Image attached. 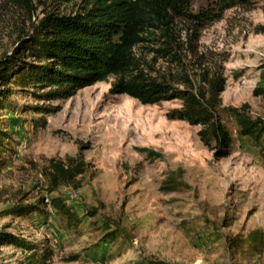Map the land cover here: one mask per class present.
<instances>
[{
  "label": "rangeland",
  "instance_id": "374dc122",
  "mask_svg": "<svg viewBox=\"0 0 264 264\" xmlns=\"http://www.w3.org/2000/svg\"><path fill=\"white\" fill-rule=\"evenodd\" d=\"M35 4L36 12L29 15L0 0V61L34 35L48 14L76 15L81 0ZM175 29L179 61L158 55L157 39L136 50L161 79L188 76L197 83L205 70L224 75L220 116L233 136L230 154L216 158L198 136L201 126L167 118L180 100L144 105L125 94L113 95L114 76L59 100L39 96L48 88L14 87L11 108L0 111L12 120L13 136L9 163L0 170V230L34 242L49 240L53 264H137L144 258L174 264H264V251L233 244L252 230L264 231V147L239 136L236 121L223 109L246 106L250 115L264 118V95L255 93L264 64V0L228 9L204 26L176 18ZM139 148L164 157L150 158ZM82 149L90 163L79 177L82 187L53 193L78 210L83 218L78 230L66 229L49 206L45 214L11 212L47 197L45 170L51 159L67 162ZM180 167L188 185L163 191L162 182ZM109 218L127 233L106 245L103 224ZM70 255L79 257L64 259ZM22 258L20 248L0 246V264H22Z\"/></svg>",
  "mask_w": 264,
  "mask_h": 264
},
{
  "label": "trees",
  "instance_id": "16d2710c",
  "mask_svg": "<svg viewBox=\"0 0 264 264\" xmlns=\"http://www.w3.org/2000/svg\"><path fill=\"white\" fill-rule=\"evenodd\" d=\"M8 1L31 15L37 10L35 2L45 0ZM252 3L253 0H81L76 15L50 13L42 19L34 35L22 40L12 55L6 54L0 61V111L11 108L14 87L23 91H29L28 87L48 88L39 96L59 100L68 99L80 89L114 76L110 90L113 95L125 94L144 105L180 100L181 106L167 111V118L201 126L198 136L202 143L214 151L216 158L226 157L231 152L233 136L220 116L221 94L226 83L224 75L205 70L197 83L188 76L183 80L161 79L153 74L154 65L136 48L150 47L148 43L157 39L161 45L155 49L158 55L179 61L176 18L204 26L222 18L228 9ZM261 69L255 93L264 95V64ZM223 109L236 121L239 136L264 147L263 117H253L246 111V106ZM11 122L9 117L0 114V170L7 167V155L13 148ZM139 150L147 152L153 159L164 157L163 153L150 148ZM89 166L83 149L67 162L51 159L45 170L47 197L37 203L19 204L11 212L17 216L33 212L45 214L49 206L66 229L78 230L83 221L78 210L64 197L53 193L61 187H82L79 177ZM184 173L181 167L172 171L162 182L161 189L171 192L187 186ZM90 215L95 213L90 212ZM103 229L106 233L102 242L106 245L124 238L127 233L113 218L105 220ZM233 244L237 249L251 248L262 253L264 231L252 230L245 236L234 238ZM2 245L20 248L22 264H53L54 248L47 239L34 242L3 229L0 230ZM78 257L70 255L64 259L72 261ZM108 257L114 258L115 252L108 253ZM137 264L174 263L144 258Z\"/></svg>",
  "mask_w": 264,
  "mask_h": 264
}]
</instances>
